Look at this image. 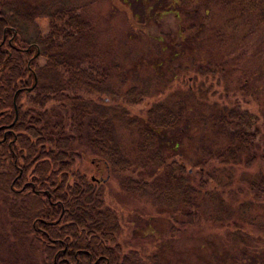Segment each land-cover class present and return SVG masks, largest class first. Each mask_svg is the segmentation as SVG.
I'll return each instance as SVG.
<instances>
[{
	"label": "trees",
	"instance_id": "trees-1",
	"mask_svg": "<svg viewBox=\"0 0 264 264\" xmlns=\"http://www.w3.org/2000/svg\"><path fill=\"white\" fill-rule=\"evenodd\" d=\"M43 1L0 0V264H161L155 254L124 251L120 235L127 213L110 204L103 183L91 181L86 154L107 167L106 183L115 182L124 196L145 198L160 214L180 215L172 233L206 221L197 198L210 195L212 181L240 216L235 220L232 212H222L209 220L211 227L226 230L240 248L255 237L264 240V224L243 215L253 204L264 205L258 117L241 106L252 103L248 85L242 81L236 87L239 104L214 105L212 139L220 144L204 148L203 164L186 166L176 154H164L159 142L160 133L181 125L182 105L175 109L155 101L144 118L129 116L117 102L139 107L147 92L114 89L119 66L96 61V30L84 8L61 2L46 7ZM203 1L231 15L229 23L255 19L254 26L264 28V0ZM38 19L47 20L45 33ZM226 66L215 67L224 72ZM206 95L200 90L199 100ZM124 134L135 135L129 150ZM260 162L263 169L243 184L221 185L219 175L200 169L210 163L229 175Z\"/></svg>",
	"mask_w": 264,
	"mask_h": 264
},
{
	"label": "rangeland",
	"instance_id": "rangeland-1",
	"mask_svg": "<svg viewBox=\"0 0 264 264\" xmlns=\"http://www.w3.org/2000/svg\"><path fill=\"white\" fill-rule=\"evenodd\" d=\"M60 2L84 8L96 30V61L112 60L119 66L114 89L119 94L134 87L147 92L139 107L129 108L117 102L129 109V116L144 118L149 104L162 100L175 109L182 105L181 125L159 134L164 154H176L186 166L203 164L204 148L214 150L220 144L212 139L214 105L239 104L241 95L236 87L242 81L254 92V97L252 103L246 105L242 101L241 106L258 117V139L264 144V28L254 26L255 19L229 23L231 15L207 8L203 0H194L185 7L179 5V0L43 1L46 7ZM36 23L41 31H47V20L38 19ZM223 63L228 66L221 72L215 66ZM201 67L208 68L210 73L202 75ZM200 90H207V101L199 100ZM134 140L135 135L124 134L125 150H129ZM85 158V169L93 177L105 179V172L103 176L98 173L99 169L101 173L105 169L102 163L88 154ZM200 169L209 175H219L221 185H225L230 183L226 180L243 184L263 166L260 162L247 170L235 169L229 175L210 163ZM103 184L110 204L127 213L128 226L120 235L125 252L135 248L155 254L161 264H264V240L255 237L253 242L246 243L247 248H240L233 245L226 230L211 227L210 221L221 217L222 212H232L231 218L235 220L240 216L227 202L228 194H221L212 181L208 184L210 195L202 193L197 198L206 221L198 229L180 227V232L173 233L170 230L172 226L178 227L180 215L160 214L147 199L124 196L115 188V182ZM215 192L218 194L211 199ZM245 211L247 220L264 224V205L253 204Z\"/></svg>",
	"mask_w": 264,
	"mask_h": 264
},
{
	"label": "flooded vegetation",
	"instance_id": "flooded-vegetation-1",
	"mask_svg": "<svg viewBox=\"0 0 264 264\" xmlns=\"http://www.w3.org/2000/svg\"><path fill=\"white\" fill-rule=\"evenodd\" d=\"M97 169H99V168L97 167ZM102 170L103 171L101 173V170L99 169L98 173H100L103 176V174H104L103 172H105L107 174L106 178L105 179H102L101 177L98 176V179H97V178L91 176L90 177L91 181L96 182L98 184L105 183L106 181H108V179L110 178V176H109V171H108L107 167L105 169H102Z\"/></svg>",
	"mask_w": 264,
	"mask_h": 264
},
{
	"label": "water",
	"instance_id": "water-1",
	"mask_svg": "<svg viewBox=\"0 0 264 264\" xmlns=\"http://www.w3.org/2000/svg\"><path fill=\"white\" fill-rule=\"evenodd\" d=\"M32 88L28 89L27 91L29 92ZM14 107H15V103H14Z\"/></svg>",
	"mask_w": 264,
	"mask_h": 264
}]
</instances>
